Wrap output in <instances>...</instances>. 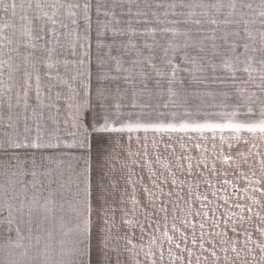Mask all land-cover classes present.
<instances>
[{"label":"snow or ice","instance_id":"snow-or-ice-1","mask_svg":"<svg viewBox=\"0 0 264 264\" xmlns=\"http://www.w3.org/2000/svg\"><path fill=\"white\" fill-rule=\"evenodd\" d=\"M0 13V264H101L94 214L102 264H264V0H0ZM104 139L140 158L130 163L147 168V184L118 154L131 193L116 197L109 181L112 191L95 195L91 153ZM66 150H80L72 158L83 167L61 183L70 218L57 249L43 225L58 203L54 173L63 174L37 156L59 164ZM138 207L143 223L129 218ZM147 207L164 214L165 230L145 247L135 230L142 240L153 227Z\"/></svg>","mask_w":264,"mask_h":264},{"label":"rangeland","instance_id":"rangeland-1","mask_svg":"<svg viewBox=\"0 0 264 264\" xmlns=\"http://www.w3.org/2000/svg\"><path fill=\"white\" fill-rule=\"evenodd\" d=\"M17 2H20V0H17ZM254 2L258 3L259 0H254ZM2 13H0V17H2ZM17 23H19V20L17 18ZM62 103V102H61ZM58 119L60 120V127H61V134L63 135V130H64V124H63V120L65 119V115L64 112L62 111L61 115L58 117ZM66 139H71L70 137H66ZM121 144H124V141H121ZM218 144V150H219V142L217 141ZM176 149H177V154H179L181 152V149L179 148V145L176 144ZM126 147V145H125ZM241 148H244V145L240 146ZM132 150L136 151L137 150V146L135 144V142L133 141L132 144ZM225 152H227V148L225 146L224 148ZM68 152L67 155H62L60 152H57L56 155V160L57 161H62V163L57 164V162L52 163L51 165H49L47 163V161L41 160V158L39 156H37V161L40 164H43L44 167L46 168H52V169H57L59 173H62L63 175H56L54 173V177H55V182L52 184V188L55 189L57 191V196L56 199L58 201L56 208H55V212H54V219L53 218H49L48 220L44 221V227L47 228L49 231L52 232L53 235V241L52 243L56 246V248L58 249L59 245H58V241L60 239V232H61V228H60V222H61V217L64 218L65 221H67L70 218V213L68 212L67 209V204H66V200L70 198V193H66L65 190L63 188H61V183L66 182L70 179V177L74 176V173L76 170H78L79 168L83 167V162L82 161H77L74 160L72 157L76 156L79 154L80 150H66ZM236 149L235 147L233 148L232 152L233 154L235 153ZM149 153H150V158L153 160V167L157 172V175H161L163 174L164 176H167L168 173L162 168V166L159 163L155 162V152L154 150H152L151 148H149ZM119 154L120 159L121 160H128L129 161V167L132 168V180L136 181L140 176H144L145 180L144 183H148V179H147V168L144 167L143 169H141L140 167H134L131 165L130 161L132 159H136L139 160L140 158L137 157H132V158H128L126 157L121 148L117 147L114 142L110 139H104L101 141H96L93 144V148H92V153H91V157H92V177H93V185H94V191H95V195L96 196H102L104 193L102 192L103 190H106L107 192H111L112 189L109 186V181H116L117 182V191L115 193L116 197L120 196V190L123 189H127V192L130 194L131 193V187L130 185L127 184L126 179L128 177V169H122L119 166V161H117L115 159V157ZM197 154V153H194ZM160 156L161 159L164 161H172L174 158L171 154L170 149L169 150H165L163 145L160 146ZM209 157H210V163L212 162V158L211 157V152H209ZM115 166L116 171H110V169ZM217 167L221 170L225 169L227 166L222 165L221 163H219V161H217ZM258 167V165H257ZM230 175H229V179H234L231 176V171L232 169H228ZM259 175V173H258ZM177 176L179 179H183L184 176H182L179 172H177ZM30 179V178H29ZM170 179V177H169ZM191 180V178H189ZM210 179L213 180V182L216 184V187H221V181L223 179V177H216V176H211ZM2 182V181H0ZM150 186V185H149ZM73 189H74V185H72ZM162 187L164 188L165 192H167L172 186L169 185H162ZM173 191H175V189H172ZM185 193L187 192V188L185 187L184 189ZM200 191L203 192L205 191V185L203 183H201L200 185ZM229 193L231 192V189H228ZM60 193H64V195H60ZM45 196H47V192L44 193ZM137 198H141L142 199V204L146 203V197H144L143 193L140 191V187L139 184H137ZM124 199H128V196H125ZM162 199L165 202V205L168 206L171 209V205L168 204V197H162ZM172 199H175V197L173 196ZM60 203H64L65 204V208L64 211H61L59 208V204ZM94 203L96 204L97 207H99L100 203H102V199H96L94 200ZM181 205H183V201H181ZM127 207L129 209L132 208V204L129 201V203L127 204ZM159 207V199L157 200V209ZM157 209H153L151 207H147L146 211H148L149 213V223H151L153 225L152 228H146L145 230V234H143V238L141 240V236L142 234L139 231V228H137L136 231V236L135 239L138 242H142L145 247H147L148 244V240L151 238L152 235H155L158 238H162V232L165 230L163 227V224L165 223L163 221V213L158 212ZM221 211H223V208H221ZM153 213H155L153 215ZM183 213L178 212L177 215H182ZM39 219L42 220L43 216L42 214H38ZM129 218L130 219H135V220H139L140 222H144V215L143 213L139 210V207L137 208V211L135 213H132L131 211L129 212ZM94 222H95V227H94V240H93V244H94V248H93V260L95 261H100L102 264L103 261V236L104 233L102 231H100V229L103 227V223L102 220H100L95 214L93 216ZM39 222V220H38ZM120 222V214H117V224H119ZM172 214L171 211L169 213V219L167 221V224L169 226V231L171 228V224H172ZM156 223H159L160 225V230L159 231H155L153 232V228L156 226ZM177 226H180L179 221H176ZM36 233H34L35 235ZM43 234V233H41ZM171 234V232H170ZM13 236L15 235V233L12 234ZM258 236V234L254 235V238H256ZM6 237V233L0 229V244H2L4 242V239ZM25 243H27V241H25ZM122 243V242H121ZM41 248H43V243L41 244ZM231 255V253H230ZM141 258H143V253H141Z\"/></svg>","mask_w":264,"mask_h":264}]
</instances>
